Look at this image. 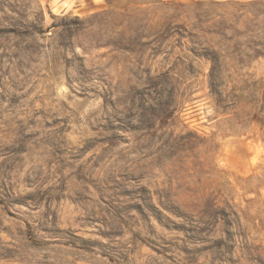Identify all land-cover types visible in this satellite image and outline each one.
<instances>
[{"label": "rangeland", "instance_id": "obj_1", "mask_svg": "<svg viewBox=\"0 0 264 264\" xmlns=\"http://www.w3.org/2000/svg\"><path fill=\"white\" fill-rule=\"evenodd\" d=\"M199 1L0 0V264H264L263 129L194 53L261 91L264 0L249 37Z\"/></svg>", "mask_w": 264, "mask_h": 264}, {"label": "trees", "instance_id": "obj_2", "mask_svg": "<svg viewBox=\"0 0 264 264\" xmlns=\"http://www.w3.org/2000/svg\"><path fill=\"white\" fill-rule=\"evenodd\" d=\"M198 3L201 5L209 4L222 9L221 13L217 15L220 20L214 25L216 29L218 28L224 32L242 27L243 34H239L238 37H241V35L244 37L248 35L249 37L261 32L257 23L258 16L248 10V7L262 5V1L256 0L244 3L241 0H228L226 2L211 1L209 3L199 1ZM238 8L240 9L238 10ZM218 35L224 36L222 33ZM228 40L232 41V38ZM194 53L197 58L210 64L208 86L215 107L222 110L224 114L230 115L233 120L238 121L241 128L247 125L246 120H250L252 123L260 125L264 133V87L261 91L255 90L253 94H250L237 85L229 86L227 79L231 76L228 74L230 68H233L231 61H235V58L227 51L223 50L224 54H222L213 47H202L200 51ZM256 91H258L257 94ZM250 98H252L251 102ZM248 109L249 113H246ZM155 111L157 113L152 112L153 116L160 117L161 120L175 113V111H170L166 105Z\"/></svg>", "mask_w": 264, "mask_h": 264}]
</instances>
